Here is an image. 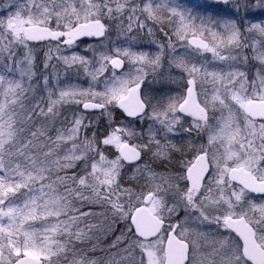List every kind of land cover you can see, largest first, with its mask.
Wrapping results in <instances>:
<instances>
[{"label": "snow or ice", "instance_id": "1", "mask_svg": "<svg viewBox=\"0 0 264 264\" xmlns=\"http://www.w3.org/2000/svg\"><path fill=\"white\" fill-rule=\"evenodd\" d=\"M0 264H264V0H0Z\"/></svg>", "mask_w": 264, "mask_h": 264}]
</instances>
